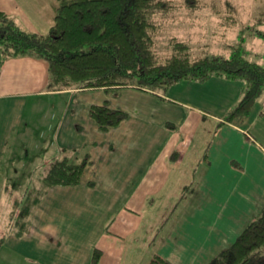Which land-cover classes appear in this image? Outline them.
I'll return each instance as SVG.
<instances>
[{"label":"crops","instance_id":"obj_1","mask_svg":"<svg viewBox=\"0 0 264 264\" xmlns=\"http://www.w3.org/2000/svg\"><path fill=\"white\" fill-rule=\"evenodd\" d=\"M57 3L0 0V9L46 32ZM182 82L176 96L131 86L55 88L46 59L1 62L0 54V244L9 259L92 264L98 247V264H145L154 254L206 264L235 240L264 208V105L241 122L226 120L243 88L228 96L215 88L214 104L202 103ZM93 89L100 93H79ZM57 91L69 94L68 111L57 112L53 125L54 110H36V122L25 124L29 98ZM92 103L128 116L101 128L89 114ZM64 156H88L82 181L41 194L43 175Z\"/></svg>","mask_w":264,"mask_h":264},{"label":"trees","instance_id":"obj_2","mask_svg":"<svg viewBox=\"0 0 264 264\" xmlns=\"http://www.w3.org/2000/svg\"><path fill=\"white\" fill-rule=\"evenodd\" d=\"M200 2L183 0L191 10ZM180 5L178 0H58L54 22L46 32L25 28L0 9L1 62L24 55L44 58L55 88L131 86L164 92L183 79L240 78L244 80L242 94L225 118L243 121L264 95V64L248 57L242 44L230 56L194 54L189 42L175 35L170 38L172 51L162 56L156 47V34ZM228 6V11H235L233 4ZM222 20L231 23L237 18L230 14ZM258 32L264 34V30ZM89 114L106 129L118 125L128 111L92 103ZM88 163V156L78 162L68 156L56 159L43 175L40 193L55 184L80 183ZM101 254L95 247L92 264H98ZM145 264L173 262L154 254ZM206 264H264V208Z\"/></svg>","mask_w":264,"mask_h":264},{"label":"rangeland","instance_id":"obj_3","mask_svg":"<svg viewBox=\"0 0 264 264\" xmlns=\"http://www.w3.org/2000/svg\"><path fill=\"white\" fill-rule=\"evenodd\" d=\"M178 1L181 2L180 7L176 10L174 15L166 21L165 27L156 34V47L162 56L172 51L170 38L175 35L187 40L194 54H222L230 56L235 48L242 44L244 52L248 57L256 59L264 64V34L258 32L264 30V0H201L200 4L192 10L186 7L183 0ZM228 3L233 4L235 11H228ZM230 14L237 18L236 22L229 23L225 22L229 20H222ZM218 79H223L224 83H216L215 81H220ZM180 81L194 87V92L191 91V94H193L197 100L199 99L202 103L210 102L213 104L214 101H210L208 97L210 96V98H213L211 94L213 89H221L223 93L228 96V94H236L237 91L242 90L244 86L243 79L218 78L217 76H212L203 81L192 79H183ZM174 85L178 84L175 82L169 86L163 94L167 96H176L173 95L177 87ZM98 91L99 90L93 89L79 93L96 95L100 93ZM197 92L200 94L197 95ZM67 95H69L67 92L57 91L50 95L43 94L39 97H30L29 105L26 107L25 124L31 121L33 125L34 121L36 122V120H34V111L39 110L40 112H46L48 109V111H55L52 113L54 119L51 121L54 125L57 112L61 113L66 109L65 96ZM263 101L264 95L257 100L251 113H253L254 110L261 109L260 105H264ZM67 111L68 109H66L65 112ZM262 115H264V113ZM57 158H55V160ZM17 192L19 191H15L16 194ZM8 195V199H10L12 194L9 193ZM21 205L22 203L20 202L19 206L22 207ZM14 206L15 204H12V207ZM17 217L25 218L27 214L23 211H19ZM5 250V246L0 244V264H37L22 254H18L16 258L10 257L9 259L7 254L8 250Z\"/></svg>","mask_w":264,"mask_h":264}]
</instances>
